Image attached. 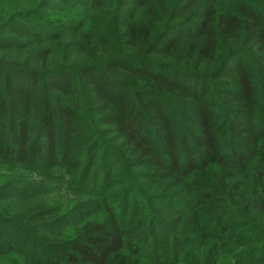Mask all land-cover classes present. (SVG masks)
<instances>
[{"label": "trees", "instance_id": "1", "mask_svg": "<svg viewBox=\"0 0 264 264\" xmlns=\"http://www.w3.org/2000/svg\"><path fill=\"white\" fill-rule=\"evenodd\" d=\"M4 163L0 264H264V0H0Z\"/></svg>", "mask_w": 264, "mask_h": 264}, {"label": "rangeland", "instance_id": "2", "mask_svg": "<svg viewBox=\"0 0 264 264\" xmlns=\"http://www.w3.org/2000/svg\"><path fill=\"white\" fill-rule=\"evenodd\" d=\"M223 1H225V0H223ZM111 138H106V140L105 141H109ZM101 153V152H100ZM113 167L114 166H110V165H107V164H103V170L104 171H106V170H112V171H114L115 169H117V172L116 173H114V175H115V177H118L117 178V182H115L116 181V178L113 180V184L111 183V185L109 186V187H107L106 189H107V193H108V195L110 196L112 193H116V192H118V193H116L120 198H121V200H122V204H120V205H117V206H115L116 207V209H117V207L120 209L121 207H124L125 206V202H124V200H123V198L126 196V191L130 188V187H132V183H134L133 181H136L137 180V184H139V183H142V181H140L139 179H140V177H142V176H140L141 174H139L138 172L139 171H143L142 169H139V168H135L133 171H131V173H135V174H139V179L136 177H133V179H129L128 178V181H130L131 183L130 184H128L127 185V183H129V182H127V180L125 181V179H123V177L121 176V173H127V171L125 170V169H123V170H120L119 171V166H118V168L116 167L114 170H113ZM97 170V167H95V168H92L91 169V174L94 172V171H96ZM115 172V171H114ZM61 175V174H60ZM62 175H65L64 176V178L62 179V180H60L58 183H55L54 185H56L58 188H54L55 189V191H53V192H51L49 195H47L46 197H48V198H46L47 199V201H48V203H49V205L51 206H53L54 208L55 207H57L58 209L60 208V209H63V207H64V209L65 208H70L71 207V200L74 198V197H81L79 194H76V193H74V191L71 189V191H68V189H66L65 187H66V184H67V182L69 183V178H70V176H68V175H66V174H62ZM21 177H27V178H30V177H32V178H35V176H34V173L31 171V170H29V169H25V168H19V167H16V166H11V165H9L8 163H4V164H0V182H2V181H4V180H7V181H9L10 179H16V178H18V179H20L21 180ZM127 178V177H126ZM115 183H117V184H115ZM122 183V184H121ZM126 183V184H125ZM65 187H64V186ZM148 187V186H147ZM148 189V188H147ZM148 191H149V189H148ZM148 191L146 192V193H148ZM123 195H124V197H123ZM149 195V194H148ZM82 198V197H81ZM85 199V198H84ZM114 204H115V202H113ZM152 205V207H157V208H159L160 206H156L157 204H151ZM154 205V206H153ZM8 207L6 208L7 209V211H8V214L9 215H11V216H16V215H18L19 213L18 212H20V207L19 206H16L15 205V203L13 202V201H11V202H8V205H7ZM22 208V207H21ZM11 210L13 211V212H11ZM142 210L144 211V209H143V207L142 208H140V213H142ZM17 213V214H16Z\"/></svg>", "mask_w": 264, "mask_h": 264}]
</instances>
